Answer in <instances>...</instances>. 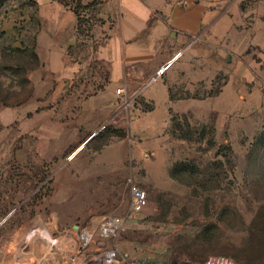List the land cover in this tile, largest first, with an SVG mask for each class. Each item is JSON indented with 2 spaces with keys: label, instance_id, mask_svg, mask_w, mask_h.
<instances>
[{
  "label": "rangeland",
  "instance_id": "obj_1",
  "mask_svg": "<svg viewBox=\"0 0 264 264\" xmlns=\"http://www.w3.org/2000/svg\"><path fill=\"white\" fill-rule=\"evenodd\" d=\"M27 4L0 2L12 30L27 25ZM80 13L74 49L84 66L63 95L56 74L0 38V249L118 216L124 228L102 244L138 264L215 256L264 264V51L245 46L264 42L259 24L220 37L234 49L187 45L161 78L141 81L137 97L110 102L88 132L98 118L80 110L100 90L88 67L102 37L95 12ZM131 184L147 195L134 218Z\"/></svg>",
  "mask_w": 264,
  "mask_h": 264
},
{
  "label": "crops",
  "instance_id": "obj_2",
  "mask_svg": "<svg viewBox=\"0 0 264 264\" xmlns=\"http://www.w3.org/2000/svg\"><path fill=\"white\" fill-rule=\"evenodd\" d=\"M33 1L36 2L40 24L36 37V54L41 66L56 74L58 78L56 94L63 95L78 82L76 74L80 72L81 66H84V63L80 64L78 59L80 55L74 49L79 42L78 17L56 0ZM80 2L95 12L102 37L94 50L95 62L90 69L88 67V70H92L91 85L99 86L100 90L94 97L83 100L80 110V117L98 118V121L89 125L91 128L88 127V132L105 122L106 115L115 108L114 104L109 105L110 102L116 103L121 99L115 95L114 85L124 86L127 94L125 99L127 97L132 99L138 96L142 80L150 81L157 69L168 61L172 63V68L176 57L184 53L187 45L192 46L198 41L205 43L207 39L208 45L217 47L219 51H226V48L234 49L237 44L224 46L220 37L225 39L232 30L251 29L257 22L258 28L264 32V0H80ZM224 22L229 23V28L223 33L220 24H225ZM3 24V30L12 31V21L6 23L5 19ZM209 39L212 42H208ZM249 45L264 51V42L253 45L247 43L245 46ZM134 71L138 76L134 75ZM262 81L264 83V78ZM93 103L96 104L95 108L90 109ZM114 114L119 115L118 111ZM79 229H87L93 236L94 243L91 242L84 250L80 249L77 243ZM70 232V235L59 239L57 233L48 239L29 237L21 241L22 247L16 249L13 248L12 242H6L0 249V264H68L69 255L81 259L85 253H103L111 248L118 250L116 247L106 248L102 244L109 240L98 237V227L73 226ZM97 242L100 244L95 247ZM117 253L121 264H125L123 260H134L125 259L119 250Z\"/></svg>",
  "mask_w": 264,
  "mask_h": 264
},
{
  "label": "built area",
  "instance_id": "obj_3",
  "mask_svg": "<svg viewBox=\"0 0 264 264\" xmlns=\"http://www.w3.org/2000/svg\"><path fill=\"white\" fill-rule=\"evenodd\" d=\"M171 65L172 63L168 61L159 67L155 76L151 79V82L155 81L157 78H161L166 71L171 68ZM115 94L117 96L124 97L126 94L125 87L121 86L117 88L115 90ZM129 191L131 196L129 206L130 218H134V215L140 213L147 205V195L143 190L133 184L130 185ZM125 222L126 219L123 217H104L98 225V237L102 240H110L114 238L124 228ZM77 233V243L79 244L80 249L84 250L89 247L93 241L92 232L87 229H79ZM117 252V249L111 248L103 253H85L82 255L81 259H78L75 255H69L67 257V261L68 264H121V261H118L119 258ZM123 261L126 262V264H138L133 260ZM226 262H228V264H242L223 256L209 257L201 264H226Z\"/></svg>",
  "mask_w": 264,
  "mask_h": 264
},
{
  "label": "trees",
  "instance_id": "obj_4",
  "mask_svg": "<svg viewBox=\"0 0 264 264\" xmlns=\"http://www.w3.org/2000/svg\"><path fill=\"white\" fill-rule=\"evenodd\" d=\"M1 1L3 0H0V2ZM28 1L29 4H27L24 9L27 12L26 14L27 15L26 17L28 19V20L26 19L27 25H24V27L20 29H15L13 27V30L10 32L1 29L0 38H3L5 41H7V43L10 44L11 47H13L14 52L30 54L35 61L34 67H36L38 64L37 62L39 61L38 56L36 54V37L40 28V24L37 17L36 2H34L33 0H28ZM56 1H58L63 6L69 8L78 17V29L79 27L81 28V24H83V20L81 19L82 15L80 11L82 9L89 10L90 7L81 5L80 0H69V3L67 4L65 3V0H56ZM71 5L74 6L72 7ZM18 11L22 12L21 9H18ZM10 13H11L10 11H6V10L0 13V21H1L0 23H3V20L5 19L9 20ZM1 102L4 105H6L5 101L2 100ZM179 166L182 167L184 165L179 164ZM172 171L173 169L169 173L171 174Z\"/></svg>",
  "mask_w": 264,
  "mask_h": 264
},
{
  "label": "clouds",
  "instance_id": "obj_5",
  "mask_svg": "<svg viewBox=\"0 0 264 264\" xmlns=\"http://www.w3.org/2000/svg\"><path fill=\"white\" fill-rule=\"evenodd\" d=\"M226 264H228V262H226Z\"/></svg>",
  "mask_w": 264,
  "mask_h": 264
}]
</instances>
